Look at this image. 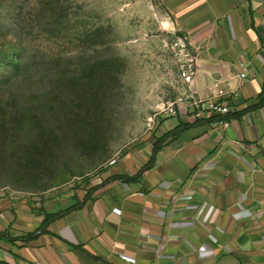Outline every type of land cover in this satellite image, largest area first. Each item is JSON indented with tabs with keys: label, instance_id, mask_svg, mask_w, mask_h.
<instances>
[{
	"label": "crops",
	"instance_id": "obj_1",
	"mask_svg": "<svg viewBox=\"0 0 264 264\" xmlns=\"http://www.w3.org/2000/svg\"><path fill=\"white\" fill-rule=\"evenodd\" d=\"M168 10L195 54L190 98L227 113L194 119L193 107L176 106V125L161 121L81 195L49 206L0 197V264H264V1L183 0ZM147 165L128 183L109 180Z\"/></svg>",
	"mask_w": 264,
	"mask_h": 264
},
{
	"label": "rangeland",
	"instance_id": "obj_2",
	"mask_svg": "<svg viewBox=\"0 0 264 264\" xmlns=\"http://www.w3.org/2000/svg\"><path fill=\"white\" fill-rule=\"evenodd\" d=\"M182 1L0 0L1 198L81 195L177 124L168 8Z\"/></svg>",
	"mask_w": 264,
	"mask_h": 264
},
{
	"label": "built area",
	"instance_id": "obj_3",
	"mask_svg": "<svg viewBox=\"0 0 264 264\" xmlns=\"http://www.w3.org/2000/svg\"><path fill=\"white\" fill-rule=\"evenodd\" d=\"M171 49L177 59V76L181 87V96L168 106L166 109L168 115L172 116L175 114L176 106L193 107L195 109L192 115L194 119H207L212 114L223 115L227 113V108L217 102H210L202 107L190 98L189 87L196 72V59L187 36L184 34L176 36L171 43ZM244 76L243 74L240 75L241 78H244Z\"/></svg>",
	"mask_w": 264,
	"mask_h": 264
},
{
	"label": "trees",
	"instance_id": "obj_4",
	"mask_svg": "<svg viewBox=\"0 0 264 264\" xmlns=\"http://www.w3.org/2000/svg\"><path fill=\"white\" fill-rule=\"evenodd\" d=\"M12 60H13L12 57H9V58H8V62H9L10 64H14V63H12V62H13ZM263 103H264V96H261V95H260V96H259V100H258V104H257L256 106H260V105H262ZM213 124H215V122H209V123H208L209 126H211V125H213ZM175 133H176V129H174V130H172V131H170V132L164 134L163 136L157 138V139L155 140V144H154L153 152H155L156 150L159 149V145H160L162 142H164V140H166L168 137H172V136H174ZM148 166H149V165H147L146 167H144L143 169H141L140 172H139L136 176L129 177V176H124V175H116V176H112L109 180H119V181H121V182L128 183V182H130V181L135 180V179L139 176V174H140L145 168H148ZM94 189H95V187H92L90 191H92V190H94ZM87 194H88V193H87ZM87 194L84 196L83 200H87V197H88ZM77 208H78L77 205L72 206V207H69V208H67L66 210H64V213H67V212H69V211L76 210ZM32 211H36V212H38V211H42V210H41L40 208H32ZM62 213H63V212H62ZM60 215H61V213H59V214H45L44 217H43V220H42V222H41V224H40V226H39V228H38V230H40V232H42V233L46 232V231H45V227H46L49 223L53 222V221H54L56 218H58ZM2 236H6V235H5L4 233H0V238H1ZM34 236H35V235H34V233H33V234L26 235V236H24V237L18 238L17 240L27 241V240H30V239L34 238Z\"/></svg>",
	"mask_w": 264,
	"mask_h": 264
}]
</instances>
